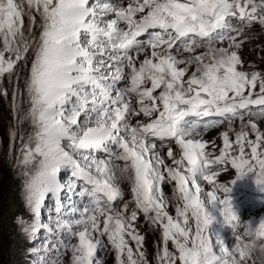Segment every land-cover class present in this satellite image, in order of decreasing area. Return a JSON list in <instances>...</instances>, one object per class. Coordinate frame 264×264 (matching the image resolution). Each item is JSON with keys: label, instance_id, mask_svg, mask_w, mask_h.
Listing matches in <instances>:
<instances>
[{"label": "snow or ice", "instance_id": "snow-or-ice-1", "mask_svg": "<svg viewBox=\"0 0 264 264\" xmlns=\"http://www.w3.org/2000/svg\"><path fill=\"white\" fill-rule=\"evenodd\" d=\"M24 5L25 0H0V78L8 74L11 83L12 76L19 79V72L30 63L25 80L30 108L21 119H30L36 128L21 150L25 168L34 167L23 173L25 206L32 220L17 216L19 233L29 242L41 230L48 233L42 245L45 253L58 252L64 245L57 237H75L77 243L64 245L71 251V264H97L105 236L117 264H148L141 251L144 236L135 223L139 210L162 229L165 246L162 255L157 252L159 264H176L177 259L181 264L245 261V249L255 240L245 242L243 237L249 234L237 231L231 188L216 183L219 172H212L210 166L228 161L238 173L236 180L250 173L264 191V151L260 150L264 133L254 122L257 116L264 118V108L260 113L248 111L250 105L264 106V74L243 70L238 54L248 39L244 29L253 23L264 27V0L259 4L256 0H127L126 5L121 0H27V12ZM33 8L41 21L38 36L31 27ZM109 13L115 18L105 20ZM24 15L29 17L28 35L22 27ZM225 41L227 47L217 46ZM197 49L205 51L196 54ZM141 54L144 58L137 59ZM192 66L195 70L190 72ZM120 81L126 86L117 88ZM15 96L14 92V108ZM141 116L147 119L133 123ZM190 116L221 119L201 123L186 119ZM246 118L254 141L247 139ZM236 119L241 121L235 133L239 154L231 155L233 144L225 131L223 148L212 158L205 149L214 141H204L203 133L225 122L233 131ZM172 140L181 150L180 158ZM164 149L176 167L166 165ZM101 152L104 157L95 155ZM77 154L84 163L75 158ZM162 167L169 182H176L175 199L183 202L175 208L177 219L166 210ZM64 169H71L75 178L66 184L58 178ZM198 177L214 185L207 202L200 195ZM77 180L83 184L77 185ZM124 182L131 187L134 207L125 202L120 209L113 202L122 198ZM65 189L89 202L83 207L73 202L66 209ZM218 191L225 198H219ZM46 199L54 201L52 223L41 219ZM217 206L221 226L231 230L235 246H226L219 233H209L214 222L209 210ZM126 236L136 242L138 255ZM252 236L264 237V220ZM168 241L178 257L168 250ZM28 251L36 254L39 249ZM51 264L60 261L53 259Z\"/></svg>", "mask_w": 264, "mask_h": 264}, {"label": "rangeland", "instance_id": "rangeland-1", "mask_svg": "<svg viewBox=\"0 0 264 264\" xmlns=\"http://www.w3.org/2000/svg\"><path fill=\"white\" fill-rule=\"evenodd\" d=\"M121 3L127 4V0H121ZM256 3H260V0H256ZM123 5V4H122ZM25 11H28L27 8V0H25ZM35 23L31 25L32 32L35 35H39L40 32V16L39 13L36 12L35 8L32 9ZM42 11V9H41ZM115 18L114 14L109 13L104 17L105 20ZM23 20V30L25 35H28L29 28V17L24 15L22 17ZM233 24H237L238 21L236 19H232ZM121 27H124L121 24ZM152 31V30H150ZM158 31V29H157ZM244 35L248 37L247 41L242 44V47L238 50V54L240 58L244 61L243 70L245 71H257L264 74V27H262L259 23H253L249 27L244 29ZM138 39H145V37H139ZM238 39H243V37H239ZM217 46L227 47L228 42L225 41L223 45L217 43ZM150 51V50H149ZM205 51V49H197L196 54H200ZM8 55V54H7ZM6 55V56H7ZM31 55V53L29 54ZM185 56L189 55L188 53H184ZM143 54L137 57V59H143ZM107 59V57H105ZM23 64L21 61L16 65L17 68H20ZM251 65V67H249ZM195 68L192 66L190 68V72L194 71ZM128 71L127 69L125 70ZM30 75V63L24 67L19 72V79L15 75L12 76L11 83L9 82L8 74H5L3 78H0V175L6 174L9 172L16 179L18 183V189L20 193V198L18 200L19 205V214L18 216H22L28 222H31L32 215L28 211L25 206L24 200V183L26 181V176L23 174L25 171H32L34 164L30 165L27 169L22 163V148L25 144L28 143V137L34 136L36 132L35 126L32 124L30 119H21L24 114L30 108V100L25 88V80ZM187 77H185L186 79ZM5 86H10L8 90H5ZM126 86V81H120L117 83V88H123ZM150 87V84L147 85ZM160 89H157L155 94H158ZM258 91V89H257ZM16 93L15 96V108L13 101V93ZM255 98V97H253ZM264 106L259 105H250L248 111L253 113H260L261 109ZM244 111V110H242ZM213 118V119H212ZM81 120L83 117L80 118ZM136 119L145 120L147 118L141 116L133 119V123H135ZM186 119L191 121H203L207 120H218L220 117H202L198 118L195 116L186 117ZM254 122L258 126V131L264 133V118L259 116L254 118ZM247 124V118L245 120ZM241 121L236 119L233 122L232 128L233 131H229L227 122L220 124L219 126H214L209 128L207 132L203 133L204 141H214V144H209L205 151L211 152L213 154L212 158H215L220 154V150L223 148V140L222 133L225 131L229 132V140L233 144V150L231 155H238V146L235 145V133L240 130ZM248 132V140H255V133L251 129V125L247 124L245 129ZM10 132H15V137H10ZM200 139V137H196ZM159 143V141H157ZM173 151L176 153L177 158L181 156V150L175 144V141H170ZM34 146V144H33ZM264 151V144H262L261 149ZM84 152L85 150H80ZM245 152L248 154V158H250V149L245 146ZM98 157H104V153H95ZM75 158L84 163L81 160L80 155H76ZM163 158L166 161V165L171 167H176V165L172 162L171 159L167 157V149L163 150ZM116 163L122 164V161H117ZM184 164L187 165V161H184ZM212 172H219V175L216 178V183L224 184L225 186L231 188L229 198L232 203L233 212L237 215L239 221L236 222L238 224L237 231L240 233L245 232V228L243 227V223H250L253 228L258 226L261 222V218L264 217V191H261L259 186L256 184V176L248 173L245 177L240 180H236L238 173L235 169L231 167L230 162L226 161L223 164H215L210 166ZM181 172H184V169H180ZM161 171L165 176V180L161 184V190L167 197L166 210L167 212L173 216L174 219H177L175 208L177 203L182 207L183 202L177 201L175 197L179 196V193L175 191L176 182L168 180L167 171L162 167ZM58 178L63 182L67 183L71 179H75L71 175V169H64L58 174ZM233 181H235L233 183ZM77 185L83 184V181H76ZM198 185L201 187L202 192L200 193L201 197L207 202L208 197L207 193L212 191L214 185L209 184L207 181L203 180L202 177H198ZM189 189L194 192L195 189L191 187V182L189 181ZM122 190V198H118L117 201H114L113 204L122 209L123 204L128 202L130 207H134L133 196L131 193V187L127 182L120 184ZM79 187L76 188L78 192ZM217 195L219 198H225V194L222 191H218ZM62 196L64 197V205L65 208L68 209L75 202V204L79 207H83V205L87 204L88 198L85 197L83 200L79 196H73L70 193H67L66 189L62 192ZM71 197V198H69ZM0 202H2L0 200ZM45 207L42 210L41 219L46 223H52L55 220L56 213L54 211V201L51 199H46ZM210 214L213 217V223L209 226V233H219L221 238L224 240L226 246H235V239L232 235L230 229L227 226L222 227L221 222L222 218L219 215L218 206L217 208L210 209ZM78 215V214H77ZM150 215H154L151 214ZM65 219L69 217L65 216ZM16 219V218H15ZM15 219L12 223H7L4 227L6 229L5 235H3L0 239V263L1 264H51L53 259H59L60 264H71V251L65 247L69 242L71 244L77 243L75 237H69L67 235L62 237H57V239H63L64 245L59 247L58 252L50 251L45 253L43 250V243L45 238L48 236V233L41 230L40 233L37 234V237L29 242L23 235H21L18 231L17 225L15 223ZM166 222V221H165ZM180 223H183L182 218L179 220ZM137 226V231L144 236V240L142 242L141 251L145 253L148 264H159L156 256L157 252L162 255L164 242L162 240V229L158 224L152 225L146 218L145 215L138 210V218L135 222ZM190 225L195 231L194 222L190 220ZM102 226V225H101ZM102 247L99 248L97 252V256L99 258L97 264H117L116 260V252L112 248V246L108 243L107 237H102ZM125 239L128 241V246L133 249L134 255H138L136 242L131 240L130 237L126 236ZM245 242H264V237H255V236H244ZM214 247L219 253V245L215 244L213 238ZM36 247L39 251L36 254H32L28 251L29 248ZM168 250L174 253L177 257L179 253L176 251L175 247L172 245L171 241L167 242ZM238 258V256H237ZM126 261V256L124 257ZM176 264H181L179 259L176 260ZM241 264H253V259H246L242 261Z\"/></svg>", "mask_w": 264, "mask_h": 264}, {"label": "trees", "instance_id": "trees-1", "mask_svg": "<svg viewBox=\"0 0 264 264\" xmlns=\"http://www.w3.org/2000/svg\"><path fill=\"white\" fill-rule=\"evenodd\" d=\"M3 47L2 41H0V48ZM7 55V53H6ZM10 86H5V90H8ZM18 183L16 179L7 172L0 175V239L5 235V225L12 223V221L19 214V193ZM1 264V263H0Z\"/></svg>", "mask_w": 264, "mask_h": 264}, {"label": "clouds", "instance_id": "clouds-1", "mask_svg": "<svg viewBox=\"0 0 264 264\" xmlns=\"http://www.w3.org/2000/svg\"><path fill=\"white\" fill-rule=\"evenodd\" d=\"M264 220V217L261 218ZM245 231L251 237L255 231L250 223H243ZM246 259H253V264H264V242H255L245 249Z\"/></svg>", "mask_w": 264, "mask_h": 264}, {"label": "bare ground", "instance_id": "bare-ground-1", "mask_svg": "<svg viewBox=\"0 0 264 264\" xmlns=\"http://www.w3.org/2000/svg\"><path fill=\"white\" fill-rule=\"evenodd\" d=\"M123 5H125V3H122ZM142 55V54H141ZM213 119V118H212Z\"/></svg>", "mask_w": 264, "mask_h": 264}]
</instances>
